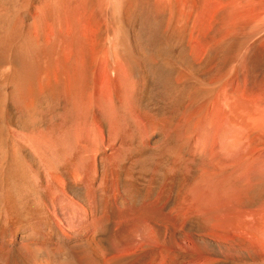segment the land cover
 I'll use <instances>...</instances> for the list:
<instances>
[{
	"label": "bare ground",
	"instance_id": "1",
	"mask_svg": "<svg viewBox=\"0 0 264 264\" xmlns=\"http://www.w3.org/2000/svg\"><path fill=\"white\" fill-rule=\"evenodd\" d=\"M31 1L0 0V62L7 59L8 53L15 47L21 11L26 7H33L34 15H30L33 18L29 30L21 41L19 38L14 63L7 64L0 76L4 88L12 87L30 114L34 111L33 95L36 92L42 93L51 86L55 76L46 69L50 74H46L45 70L43 78V72L40 77L36 73V81L29 83L28 71L24 69L26 67L23 62L35 57L49 43L46 33L51 20V8L64 0H36L34 6ZM84 1H81L85 3L82 5L84 8L80 2L78 6L76 4L78 8L74 6V12L81 7L84 14L79 19L80 24L78 23L80 33L97 38L92 43L95 45H91L92 49L89 46L90 50L85 52L92 79L91 91H86L90 92L89 97H86L89 98L86 103L89 101L87 105L90 109H93L95 103L96 108H116L110 106L105 94L109 88L112 102L116 101L118 91L124 83L127 86L131 78L139 81L140 89L146 83L147 90L154 91L153 93L158 91L176 95L205 61H213L226 55L237 59L238 74L244 80L251 84L257 80L264 81V0ZM57 9L54 12L57 13ZM74 12L70 14L73 15ZM56 13L57 16L59 11ZM75 16H71L72 20ZM107 27L110 41L105 46L106 43L104 45L99 36L107 35L104 34V28ZM235 62L232 63L233 71ZM204 68H201L202 71ZM244 83L241 84L246 87ZM65 84L68 87L67 80ZM234 87L237 92L238 86ZM67 89L70 92L71 89ZM8 96L6 98L9 99ZM83 103L86 104L85 100ZM86 125L84 123V127ZM120 125L118 127L121 128ZM114 130H117L116 127ZM123 130L121 129L122 133ZM260 131L263 132V129ZM109 136L94 141L75 138L73 141L48 139L33 143L31 140L32 144H26L23 137L20 140L26 142L20 144V149L14 153L8 152L3 145L7 151L4 152L3 149L0 152V264H252L254 260L264 259V201L256 208H251L249 203L252 189L257 185L260 188L264 185V157L236 155L232 150L235 147L233 141H217L210 148L201 143L200 179L203 181L197 180L194 184L198 186L187 191L189 185L185 192L178 195L176 189L180 187V176L178 173V177H174L176 173L173 174V171L172 177H169L171 173L168 164H172L168 162L158 172V180L152 188L139 183V176L144 177L147 182L150 174H154L157 156L173 154L175 143L170 144L172 148L167 147V144L157 146L159 144L154 139L157 147L151 149L147 147L149 143L144 146L142 140L143 146H136L133 139H130L133 143L128 144ZM36 137L40 140L39 136ZM52 137L49 136L53 139ZM234 142L237 143L236 140ZM143 148L146 149L145 152H142ZM198 148L195 147L194 152L198 153ZM235 148L237 149V144ZM32 150L36 154L37 151L45 150L52 161L55 158L57 161L61 155L60 150H66L68 156L77 161L70 165L69 171L64 175L63 172H53L50 168L53 164H49L52 172L35 179L29 170L34 163ZM142 153L149 158L150 164L137 161ZM39 154L41 153L38 152V157L42 161L46 155L42 153V159ZM61 167L63 169L62 165ZM136 167L143 172L135 171ZM185 180L187 181V177ZM199 181L201 184H198ZM258 189L257 195L261 193L259 190H264ZM256 197L260 199V196ZM207 214L211 216L209 215L208 220H203L207 224L204 222L202 225L201 217ZM204 218L207 219L206 216Z\"/></svg>",
	"mask_w": 264,
	"mask_h": 264
},
{
	"label": "rangeland",
	"instance_id": "2",
	"mask_svg": "<svg viewBox=\"0 0 264 264\" xmlns=\"http://www.w3.org/2000/svg\"><path fill=\"white\" fill-rule=\"evenodd\" d=\"M71 1H73V0H69V1L64 0L56 6H52L51 12H50L51 17L49 16V19H51V20L49 21L48 30L46 33L47 34L46 39L48 40L49 43H47V46L44 49H42L41 51H39V53L35 57L28 58L27 60L25 59V61L23 62V64H24L23 66L26 67L24 69L26 71H28L27 72V78L29 80V83L30 82L34 83L36 81V78H37L36 73H38L39 74L38 76L40 77V76H42L41 74L43 72V78H44L46 74H50V72H48V71H51V75L56 77V78L53 77V83H55V82L56 83L55 84L51 83V86H49L47 89H45L43 91L45 93L42 92L43 93L42 94V93L36 92L33 95L34 111L32 112V114H30V112L26 111L25 105L23 104L22 101H20V99L17 98V95H16V93L12 87H9L8 89L4 88V86L1 82L2 77H0V99H1L0 100V102H1L0 103V134H1L0 135V152L4 151V150H5L4 152H6L7 151L6 149H8L9 150L8 152L14 153L18 149H20L19 148L20 144H24L26 141H27L26 144H30V143L32 144L31 140H33V143L34 142L35 143L36 142H42L45 140L48 141V139H49V141L66 140V139L68 141H70V140L73 141V140H75V138L76 139H78V138L82 139L83 138L84 140H87V141L88 140L94 141V140L106 139L109 135H110L109 137H111L113 139L115 138L118 141H123V142H126L128 144L133 143L132 141L135 140L136 146H143V145L147 146L149 143V145L147 147L151 148V149L155 148L157 146H166V144H167V147L171 146V148H172V145H174V143H175L176 146L174 145L173 146L174 148H172V149H174V152L172 155H174L175 153H178V154H175L174 156H172L171 154H170L171 156L170 155L162 156L164 154H160V156H157L156 160L154 161L155 162V166L153 169L154 174H150V177H148L147 182L145 181L144 177L139 176V179H140L139 183H140V185L152 188L158 180V175H159L158 172L160 171L162 166H165L168 163H171L172 165L168 164L169 173H171V175H169V177L170 176L172 177L173 171H174L173 174L176 173V174H174V177H175V175L178 177V173L180 176V177H178V183H179L178 186L180 185V187H177V189H176V194H178V195L180 193H182L183 191L185 192L186 189L188 191L189 188L191 189V187L194 188V187L198 186L197 184H194V183H197V180H201L200 178H201V167H202L201 165H202V163H201V154H199L201 151V143L203 145L205 143L206 146L210 148L211 147L210 145L215 144L217 141H218V143H221L223 141L224 142H232L233 141V143H234L233 145H235V147L237 144V149L234 146L232 147L233 148L232 150L235 152L236 155L239 154L238 156H240V155L245 154L247 156L253 155L254 157L255 156L264 157V142L263 143L261 142L264 139V136H263L264 135V127H263L264 123H261V122H264V81L261 82L260 80H257V81H255V83L251 84L248 81L244 80L243 77H241L238 74L237 59L236 58L233 59L234 56H231V55L222 56V58L225 57L223 59L219 57L220 59L218 58V59H215L213 61L208 60L209 62L205 61L202 66L201 65L199 66L201 68L205 67L203 69L204 73H203L202 69L198 67L197 71H195L193 73L191 78L183 85V87L180 88V90H178V92L175 91L176 95H175V93H173L171 96V95H169L170 93H167V94L165 92L158 93V91L153 93L154 91L147 90L146 83H143L141 85V89H140L139 81L136 78H131L133 80L130 79L127 82L128 84H126L127 86H124L125 85V83H124L123 87L118 91V93H119L117 95L118 98L114 102H112V100H113L112 93H111L110 89L108 88V90L105 94L106 99L109 100L111 107L113 105V106H116V108L112 107L111 108L112 110L111 109H104V108H96L97 103H95L93 105V109H90L89 105H87L89 101L86 103V101L89 99L86 97H89L90 92L86 93V91H91L92 79H91V75L89 73V69H88L87 62H86V54L87 53L85 54V52H88V50L92 49V47L95 45V44L93 45L92 43H93V41L95 43V41H96L95 39H97V38L94 37L93 35L90 36V34H88L86 36L87 33L83 34V35L80 33V29H79L80 27L78 26L80 24L79 19H80V17H82V15H84L81 12L82 10H80V8L83 7L82 5H85V3H82L81 2L82 0L81 1L74 0L72 3H71ZM75 1H76V3H75ZM63 2H64V4L62 5ZM65 2H66V4H65ZM67 2H69V3L67 4ZM79 2L81 3V7H79V10L77 9L78 11L76 10V12H74L75 8L79 5ZM35 3H36V0L31 1L32 6H34ZM73 3H74V5H73ZM76 4H77V6H76ZM74 6H76V7H74ZM32 8L26 7L25 9H23L21 11V13L19 15V18H18V39H17L16 44L14 45L15 47L12 49L13 51L11 50L12 53L10 51L8 53L7 59L2 60L0 62V66H1L0 76H2L1 74L3 73L7 64L14 63L13 60H15V53H16V50L18 48V45H19L20 41L24 38L25 34L29 30L31 20L33 18V17H30V15L31 16L34 15ZM53 8L55 9V11L57 8H60V9H57L59 11V13H58V11H57L58 14L56 12H54ZM71 9H73V10L71 11ZM26 10H27V12H26ZM65 10H66V12H65ZM70 12L71 13L74 12L73 15L70 14ZM55 13L57 14V16L55 15ZM75 13H76V16H75ZM23 15H25V17ZM70 15L75 16V17H73V20H74V18L77 17L75 19V22H73ZM53 17L56 20L55 19L53 20ZM66 17H68V19ZM59 18L61 19V21ZM70 18H71V20H70ZM65 19H67V21ZM22 20L25 22H23ZM74 23H76V24H74ZM64 24H66V25H64ZM67 24H70V25L67 26ZM63 25L65 28L63 27ZM72 25H74L76 27L73 26V28H72ZM104 30L106 31V33H104L105 32ZM104 30L102 31V33L107 34V35L101 34V37L99 36V38H100V40L103 39L101 41L104 42V45L106 43L105 46H108L109 41H110V40H108V39H110V37H109L110 31H109L108 27L104 28ZM75 32H76L77 37L74 35L75 36L74 38L76 39V41L73 38V34H75ZM67 33H68V35H67ZM63 36H64V38H63ZM67 36H68V38H67ZM80 36H83L84 38L80 37ZM103 36H104V38H102ZM105 36H106V38H105ZM86 37H87V39H85ZM19 38H20V41H19ZM77 38L79 41L77 40ZM92 38H93V40H91ZM85 40H86V43H85ZM55 42H56V44H55ZM103 42H102V44H103ZM91 45H92V47H91ZM89 46L91 47L90 49H89ZM75 48H76V50H75ZM86 49H87V51H86ZM80 54H81V56H80ZM41 55H43V56H41ZM83 55H84V57H83ZM73 56H75V57H73ZM81 57H83L84 59ZM10 58H12V59H10ZM60 58L61 59L64 58V59L61 60ZM75 58H76V60H75ZM231 59H233L232 62H231ZM235 59H236V62H235ZM219 60H220V63H219ZM75 61L77 64L75 63ZM45 62H47V63H45ZM51 62H52V64H51ZM223 62H225V63H223ZM233 62H235L234 70L236 71V74H235V71L232 70L233 64H234ZM40 63H41V65H40ZM42 63L43 64L45 63V64L42 65ZM42 66H44V68H42ZM224 66H227V67L225 68ZM51 67L53 70L51 69ZM67 67H68V69H66ZM220 67H222V68H220ZM40 68H42V69H40ZM206 68H208V69L205 70ZM54 69H55V71H54ZM45 70L47 71V73ZM226 70H228L229 73ZM56 72H58V73H56ZM86 73H87V76H86ZM198 73H200V74L198 75ZM226 73H228V74H226ZM34 74H35V76H34ZM230 74L232 75V77ZM62 75H63V77H62ZM77 75H80V76H77ZM233 76H235V77H233ZM78 77H79V79H77ZM206 77H208V78H206ZM73 78H74V80L72 81ZM64 79L68 81V87L66 86ZM70 79H71V81H70ZM79 80H81V81H79ZM234 81H235V83H234ZM135 82H137V83H135ZM236 82H238V84ZM243 82H245L244 84H246V87L244 85H242ZM60 83H61V85H60ZM80 83H82V84H80ZM129 83H130V85H129ZM231 83H233V84H231ZM59 86H61V87H59ZM232 86L234 89L231 88ZM234 86H236V87L238 86L236 89L237 92L235 91ZM73 87L75 89H73ZM127 87H129V88H127ZM243 87L246 88V89L244 88L245 90H243L245 92L242 91ZM52 88H54V89H52ZM60 88H61V91H59ZM67 88H69V90L71 89L70 90L71 93L68 91ZM187 88H188V90H187ZM238 88L239 89L241 88V90H239ZM247 88L249 90H247ZM252 88H254V89H252ZM256 88H258V90H256ZM260 88H262V90ZM77 89H80L81 91L77 90ZM127 89L130 91H128ZM190 90H192V92ZM251 90H253L252 93H251ZM125 91L128 93L126 94ZM184 91H186L185 92L186 94H184ZM238 91H239V93H238ZM61 92H62V94H61ZM47 93L49 96L48 100H47L48 96H46ZM79 93H80V95H79ZM133 93H134V95H131ZM181 93H182V95H181ZM202 94H204V95H202ZM250 94H251V96H250ZM6 95L7 96L9 95L8 96L9 99L6 98L7 97ZM173 95H175V96H173ZM79 97H81V98H79ZM233 97H235V98H233ZM55 98H57V99H55ZM127 98H128V100H127ZM83 99L85 100L86 104L83 103V101H84ZM52 101H53V103H52ZM39 102H41V103H39ZM129 102L131 105L129 104ZM2 104L5 106H3ZM132 104H135V105H132ZM81 105H84V106H81ZM117 106L119 109L117 108ZM4 108H5V110H4ZM129 109H130V111H129ZM131 110L133 113H131ZM25 114H26V116H25ZM135 114H136V116H135ZM38 115H40V117ZM115 115H116V117H115ZM134 118H136V119L134 120ZM115 119H117V120L115 121ZM4 121H5V123H4ZM118 121H119V123H118ZM114 122H116V123H114ZM24 123H26V124H24ZM84 123L87 124L86 127H84ZM125 123L127 124V127H126ZM135 123H137V124H135ZM4 124L6 127L4 126ZM111 125H113L114 127H112ZM119 125L121 126V128L118 127ZM124 126L126 128H124ZM131 126H133V127H131ZM115 127L117 130H114ZM26 128H27V130H26ZM28 129H30V130L28 131ZM121 129L122 130L124 129L123 133L121 132ZM256 129H258V130H256ZM262 129H263V132L260 131ZM112 130H114V131H112ZM81 132H83V134ZM116 132H118V133H116ZM35 133L37 136L40 137V140L38 137H36V135L34 136ZM116 134H118V135H116ZM24 135H26V136L24 137ZM27 135H28V137H27ZM55 135L57 138L55 137ZM259 135H261V136L259 137ZM49 136H51V137L53 136L52 137L53 139L49 138ZM65 137H67V138H65ZM134 137H135V139H134ZM257 137H259V139ZM29 138H31V139H29ZM62 138H64V139H62ZM117 138H119V139H117ZM260 138H262V139H260ZM20 139H24L26 141H24V140L22 141ZM130 139H133V140H130ZM154 139L156 142L153 141ZM234 139L237 141V143L234 142L235 141ZM140 140H142L144 142L143 145L141 143L142 141H140ZM229 140H231V141H229ZM154 142L156 144H159V145H157V146H156V144L154 145ZM170 144H172V145H170ZM227 144L229 145V143H227ZM3 145L6 147V149H4L5 147ZM231 146H232V144H231ZM195 147H199L198 153L196 151H195L196 153L194 152ZM234 148L236 150H234ZM258 149H259V151H258ZM126 150H128V149H126ZM145 150L146 149L143 148L142 152H145ZM196 150H197V148H196ZM40 151H37V154H36V152L34 150H32V152L34 154V163H33V165H31V167L29 166L30 167V169H29L30 173L32 176H34L35 179H39V178H41V176L43 177L46 173H50L52 171L53 172L57 171L58 173L63 172V175L67 174V170L69 171L70 165L77 161L75 158H73V160H72L71 157L68 156V153L65 152L66 150H60L61 155L59 156L60 158L59 157L57 158V161H56V158H55V160L53 159V161H52V158L48 154L46 155L45 150H42L41 152ZM178 151H181V152H178ZM207 151L209 152L210 150L207 148ZM38 152L41 154L45 153L44 155H46V157H44L43 154L42 155L39 154L42 159L44 157V159L42 160L43 162L40 160V157H38ZM245 152H247V153H245ZM35 155H37V156H35ZM48 156H49V158H47ZM64 157H66L65 159H67V160H65ZM68 157H70L69 159H71L72 161L69 160ZM138 157H137L138 162L140 160L143 163H147V164L149 163L150 164L149 158L144 153L140 154ZM170 157H171V160L169 159ZM172 157H174L175 159L174 158L172 159ZM36 160H37V162H36ZM47 160H49V162H51V163H49ZM54 161H56V163H54ZM46 162H47V164H46ZM49 164L54 165V166L51 165V167H50L52 171L48 167V166H50ZM57 164L59 165V167ZM61 165L63 166V169H62ZM32 166H34V167L32 168ZM52 166L54 167L53 169H52ZM64 166H66L67 168ZM46 169H48V170H46ZM58 170H60V171H58ZM104 170H105V168H104ZM170 170H171V172H170ZM127 171H128L127 173H129V170H127ZM135 171L143 172L142 169L137 168V167L135 168ZM183 172H184V174H183ZM40 173H41V175H40ZM61 173H59V174H61ZM186 177H187V181L185 180ZM179 178H181V179H179ZM180 181L182 184L180 183ZM185 181H186V183H184ZM201 181H203V180H201ZM192 184H194V186H191ZM198 184H201L200 181ZM189 185H190V187H188ZM186 187H188V188H186ZM258 187H259V189H263L264 185H262L261 188H260V185H257V186H255V188L252 189V192L250 193V201H249V203H251L250 204L251 208H256L257 206L260 205V203H262V201H264V190H259ZM257 189L259 190V192L261 191V193H260L261 195L260 194L257 195V193H258ZM148 190L149 189H147L146 193H148ZM177 190H179V191H177ZM255 190L257 192H256V194H254L255 195L254 196L253 192ZM262 195H263V197H262ZM256 196H260V199H259V197H256ZM256 198H257V200H256ZM207 215L209 216L210 214H207ZM207 215H205L206 218L208 217ZM205 216L201 217V219L203 218L201 220L202 225L204 222H205L204 224H207V222L203 221V220H208L211 215L207 219L204 218ZM262 261L264 262V259L254 260L252 264H258V263L263 264Z\"/></svg>",
	"mask_w": 264,
	"mask_h": 264
}]
</instances>
